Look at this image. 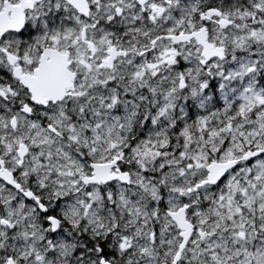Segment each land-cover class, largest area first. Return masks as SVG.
I'll return each mask as SVG.
<instances>
[{"label": "snow or ice", "instance_id": "obj_1", "mask_svg": "<svg viewBox=\"0 0 264 264\" xmlns=\"http://www.w3.org/2000/svg\"><path fill=\"white\" fill-rule=\"evenodd\" d=\"M0 264H264V0H0Z\"/></svg>", "mask_w": 264, "mask_h": 264}]
</instances>
